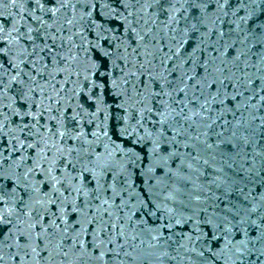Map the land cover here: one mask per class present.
Returning <instances> with one entry per match:
<instances>
[{"label":"snow or ice","instance_id":"snow-or-ice-1","mask_svg":"<svg viewBox=\"0 0 264 264\" xmlns=\"http://www.w3.org/2000/svg\"><path fill=\"white\" fill-rule=\"evenodd\" d=\"M0 264H264V0H0Z\"/></svg>","mask_w":264,"mask_h":264}]
</instances>
